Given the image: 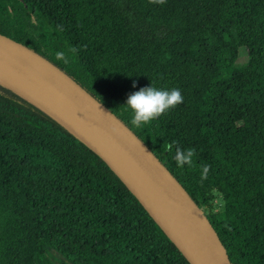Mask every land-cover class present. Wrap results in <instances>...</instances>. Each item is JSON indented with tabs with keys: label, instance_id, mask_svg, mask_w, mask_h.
<instances>
[{
	"label": "trees",
	"instance_id": "16d2710c",
	"mask_svg": "<svg viewBox=\"0 0 264 264\" xmlns=\"http://www.w3.org/2000/svg\"><path fill=\"white\" fill-rule=\"evenodd\" d=\"M0 34L148 145L234 264H264V0H0ZM152 84L183 103L136 128L124 105ZM173 141L196 149L192 166H177ZM46 246L77 264H190L96 153L0 85V264H38Z\"/></svg>",
	"mask_w": 264,
	"mask_h": 264
},
{
	"label": "water",
	"instance_id": "95a60500",
	"mask_svg": "<svg viewBox=\"0 0 264 264\" xmlns=\"http://www.w3.org/2000/svg\"><path fill=\"white\" fill-rule=\"evenodd\" d=\"M0 85L96 153L190 264H234L207 213L148 145L62 69L2 34Z\"/></svg>",
	"mask_w": 264,
	"mask_h": 264
},
{
	"label": "clouds",
	"instance_id": "9594fccd",
	"mask_svg": "<svg viewBox=\"0 0 264 264\" xmlns=\"http://www.w3.org/2000/svg\"><path fill=\"white\" fill-rule=\"evenodd\" d=\"M152 3L164 4L166 0H150ZM73 52L76 49H72ZM57 59H64L63 53H56ZM136 85L134 84L133 87ZM184 97L178 88L170 90L157 89L156 87H144L139 91L130 94L127 97L126 104L124 105L132 113L131 124L140 128L144 125L150 124L153 120L157 119L171 108L183 103ZM175 146L174 159L177 162V166L183 168L186 164L193 165V157L196 155V149L194 148H182L179 146L178 141H173L168 147L171 149ZM201 180L207 178V173L210 170V165L204 164L201 166Z\"/></svg>",
	"mask_w": 264,
	"mask_h": 264
},
{
	"label": "flooded vegetation",
	"instance_id": "af4514ba",
	"mask_svg": "<svg viewBox=\"0 0 264 264\" xmlns=\"http://www.w3.org/2000/svg\"><path fill=\"white\" fill-rule=\"evenodd\" d=\"M38 264H77L63 251L53 247L46 246L44 257L38 261Z\"/></svg>",
	"mask_w": 264,
	"mask_h": 264
},
{
	"label": "rangeland",
	"instance_id": "374dc122",
	"mask_svg": "<svg viewBox=\"0 0 264 264\" xmlns=\"http://www.w3.org/2000/svg\"><path fill=\"white\" fill-rule=\"evenodd\" d=\"M246 53L245 50H243V54L244 55ZM241 66V62L238 63L237 67ZM216 197H215V200H214V210L215 211H221L222 208H223V200H222V197L219 195V194H215Z\"/></svg>",
	"mask_w": 264,
	"mask_h": 264
}]
</instances>
